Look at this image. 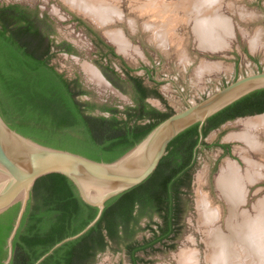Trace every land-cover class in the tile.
<instances>
[{"label":"trees","instance_id":"obj_1","mask_svg":"<svg viewBox=\"0 0 264 264\" xmlns=\"http://www.w3.org/2000/svg\"><path fill=\"white\" fill-rule=\"evenodd\" d=\"M54 31V21L46 12L21 3H0V115L12 129L44 145L112 161L173 113L148 102L153 97L166 104L151 70L146 67L153 84L134 75L135 70L123 61L117 70L107 57L121 56L98 36L101 62L95 63L113 86L130 94L133 104L123 109L104 104L99 109L108 115L92 113L97 106L79 99L87 94L79 79L67 78L51 62L59 52L76 53L71 43L56 42ZM262 112L264 88L210 116L202 138L198 123L179 133L146 180L108 199L91 229L57 248L41 264H94L99 252L113 246L125 251L130 264L145 262L144 255L159 251L157 245H167L181 231L197 149L210 147L204 142L207 134L228 120ZM211 145L229 152L227 143ZM18 210L19 203L0 213V264L7 256L6 239ZM97 212L82 201L64 175L42 176L34 184L13 239L10 264H34L57 242L81 231ZM143 218L148 219L145 226ZM142 230L150 231V236L138 239Z\"/></svg>","mask_w":264,"mask_h":264},{"label":"rangeland","instance_id":"obj_2","mask_svg":"<svg viewBox=\"0 0 264 264\" xmlns=\"http://www.w3.org/2000/svg\"><path fill=\"white\" fill-rule=\"evenodd\" d=\"M98 1L108 5L113 4L112 6L120 11L119 18L107 21L106 25L101 26L103 29H99L98 24L96 25L90 17L72 8L65 0H0V3L4 4L21 3L36 7L53 19L55 31L52 36L55 41L71 43L76 53L59 52L51 62L67 78L79 79L81 86L87 91V94L79 96V99L94 103L97 106L92 111L94 114L108 115L99 109L104 104L123 109L133 102L130 94L123 93L113 86L101 73L95 61L101 62L102 50L99 49L100 46H96L97 36L89 29L95 30L105 40L108 36L107 29L122 33L120 34L128 43L127 49L125 52L120 51L115 44L114 47L121 59L110 55L107 58L111 59L112 65L117 70L120 71L123 61L135 70L134 75L142 76L146 83L153 84L146 74L148 67L153 78L160 83L158 90L166 104L153 97L148 98V102L163 111L174 113L185 108L189 103L198 102L207 94L222 88L238 77L264 71V0H220L218 9H221L219 12L223 15L222 19L227 21L229 27L226 31H215V34L226 43L222 49L219 47L214 50L202 49L198 43L191 13L186 18L185 12L176 10L177 19L172 23L171 29L165 33V40L162 43L155 38V26L152 29L145 27V21L150 23L154 19L152 13L156 8L182 5L183 0ZM190 4L192 1L183 5L187 7ZM218 5H214L216 9ZM208 11L212 13L213 9L209 8ZM256 35L259 41L258 45L253 47L252 38ZM87 66L98 71L104 84L98 85L88 78ZM257 115L228 120L207 134L204 142L210 147L200 145L197 149L191 187L187 193L188 206L180 233L167 245H157L159 251L144 255L145 262L141 264H178V253L183 250L195 252L197 264H211L207 262L205 229L199 221L197 199L202 192L220 208L217 225L221 231L226 232L229 208L225 198L220 195L216 178L227 161L236 162L234 164L239 165L241 173L247 168L245 161L247 157L263 168H260L263 173L261 172L254 182H246L244 201L237 209L239 214L243 211L251 216L256 215L258 202L264 199V131L255 132L261 144L257 151L249 149L247 144L235 136L243 131L240 120ZM217 141L229 144V152L226 153L221 147L211 145ZM155 220L158 219L155 217ZM147 221V218H143L141 225L145 226ZM149 236L150 231L142 230L136 237L142 239ZM172 243L175 245L174 248L169 247ZM94 264H130V262L123 249L113 246L99 252Z\"/></svg>","mask_w":264,"mask_h":264},{"label":"water","instance_id":"obj_3","mask_svg":"<svg viewBox=\"0 0 264 264\" xmlns=\"http://www.w3.org/2000/svg\"><path fill=\"white\" fill-rule=\"evenodd\" d=\"M106 41L116 46L108 36ZM263 88V70L238 77L198 102L189 103L172 113L112 161L94 160L70 150L41 144L12 129L0 115V213L19 203L17 216L6 239L7 256L3 264L11 262L13 239L39 178L52 173L64 175L74 184L82 201L96 207L98 212L81 231L57 242L34 264H41L57 248L91 229L99 221L108 199L146 180L179 133L198 123L202 138L203 124L210 116Z\"/></svg>","mask_w":264,"mask_h":264},{"label":"bare ground","instance_id":"obj_4","mask_svg":"<svg viewBox=\"0 0 264 264\" xmlns=\"http://www.w3.org/2000/svg\"><path fill=\"white\" fill-rule=\"evenodd\" d=\"M65 1L70 4L72 8L90 17L99 26L106 25V23H108L107 21L119 18L120 15V11L112 6L113 4H104L98 0ZM189 1H192L193 5L190 4V6L187 7L183 5ZM182 2V5L171 6V8H156L152 13L154 19L150 23H146L148 21H145V27L152 29V27L155 26V38L162 43L165 40V33L171 29L172 23L177 19L178 12H176V10H182L183 13L185 12V17L190 13L192 14L194 19V32L201 47L214 49L224 46L226 42L215 34V31H226L229 27L227 21L225 20V22L222 19L223 15L219 12L221 10L218 9L220 8V5H218L220 0H183ZM216 4L218 5L217 9L215 8L216 6H214ZM209 8L213 9L212 13H209ZM156 25H158V27ZM120 33L121 32L116 30L110 31L107 29L108 38L118 46L120 51L122 50L125 52L128 43H126L121 35L122 33ZM258 41L257 35L254 36L252 38V46L258 45ZM86 69L88 78L91 81L98 85L104 84V80L97 70L89 66H87ZM240 122L243 126V131L239 134L236 133L237 136H235V138L247 144L249 149L259 150L261 144L258 142L257 133L255 134V132L259 130L264 131V114L257 115L256 117H249L242 121L240 120ZM247 158L245 160L247 168L244 173L240 172V168H238L239 165L236 166L234 164L236 162L227 161L225 165L221 167L216 178V185L220 195L225 198L229 208V214L226 219V232L221 231L217 225L219 223L220 208L213 204L208 195L206 196L202 192L198 195L197 206L199 221L205 229L204 234L208 251V263L260 264V261L264 260V256L258 254L255 246L247 239L248 222L258 215L264 216V208H261L258 204L257 209L255 208L257 213L254 216L243 211L239 214L237 211L238 206L244 201V186L246 182H254L255 179L261 175L262 171H260V168L263 169L260 165ZM201 182L200 179V187L202 184ZM200 187H198L199 190H201ZM261 201H264V199ZM204 224H206V226H204ZM196 259L195 252L183 250L178 253V264H197Z\"/></svg>","mask_w":264,"mask_h":264},{"label":"clouds","instance_id":"obj_5","mask_svg":"<svg viewBox=\"0 0 264 264\" xmlns=\"http://www.w3.org/2000/svg\"><path fill=\"white\" fill-rule=\"evenodd\" d=\"M264 208V201L258 202ZM247 239L255 246L258 254L264 256V216L258 215L247 224ZM214 264H226V262H214ZM264 264V260L260 261Z\"/></svg>","mask_w":264,"mask_h":264},{"label":"flooded vegetation","instance_id":"obj_6","mask_svg":"<svg viewBox=\"0 0 264 264\" xmlns=\"http://www.w3.org/2000/svg\"><path fill=\"white\" fill-rule=\"evenodd\" d=\"M95 31V30H94ZM96 32V31H95ZM96 36H98V37H100L105 43H107L109 46H111L112 48H113V51L116 53V54H118L117 53V51H116V49H115V47H114V45H112L111 43H109V42H107L104 38H102L101 36H99V34H97L96 33ZM119 55V54H118ZM148 100V99H147ZM132 102H133V100H132ZM158 108V107H157ZM160 109V108H159ZM262 113H264V112H262ZM257 114H261V113H257ZM222 148V147H221ZM223 149V151L224 152H226L225 150L226 149H224V148H222Z\"/></svg>","mask_w":264,"mask_h":264},{"label":"crops","instance_id":"obj_7","mask_svg":"<svg viewBox=\"0 0 264 264\" xmlns=\"http://www.w3.org/2000/svg\"><path fill=\"white\" fill-rule=\"evenodd\" d=\"M199 43V42H198ZM205 49H207V48H205ZM215 49V48H214Z\"/></svg>","mask_w":264,"mask_h":264}]
</instances>
